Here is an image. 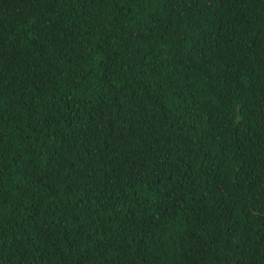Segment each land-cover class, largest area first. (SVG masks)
Here are the masks:
<instances>
[{"label": "trees", "instance_id": "1", "mask_svg": "<svg viewBox=\"0 0 264 264\" xmlns=\"http://www.w3.org/2000/svg\"><path fill=\"white\" fill-rule=\"evenodd\" d=\"M0 264H264V0H0Z\"/></svg>", "mask_w": 264, "mask_h": 264}]
</instances>
